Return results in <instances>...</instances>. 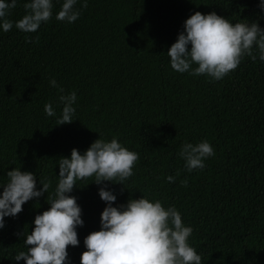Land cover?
<instances>
[{
    "label": "trees",
    "instance_id": "1",
    "mask_svg": "<svg viewBox=\"0 0 264 264\" xmlns=\"http://www.w3.org/2000/svg\"><path fill=\"white\" fill-rule=\"evenodd\" d=\"M17 0L7 19L25 14ZM71 24L53 17L36 32L0 31V182L13 167L57 183L58 159L73 148L116 137L139 159L124 185L103 182L117 196L113 206L146 196L174 205L193 228L191 245L202 264H264V62L245 57L219 81L171 69L167 50L183 21L196 11L216 12L231 22L246 19L264 28L258 0H87ZM75 91V116L56 125L60 93ZM51 102L56 116L45 114ZM208 140L215 155L203 169L187 172L179 157L185 142ZM173 176L169 182L166 177ZM186 181V183H184ZM92 178L76 182L70 195L81 208L78 246L99 230L105 203ZM2 191V189H0ZM47 193L6 217L0 229V264L27 251L35 215L47 210Z\"/></svg>",
    "mask_w": 264,
    "mask_h": 264
},
{
    "label": "clouds",
    "instance_id": "2",
    "mask_svg": "<svg viewBox=\"0 0 264 264\" xmlns=\"http://www.w3.org/2000/svg\"><path fill=\"white\" fill-rule=\"evenodd\" d=\"M58 2L56 20L71 24L78 19V0ZM16 5L17 0H0V31L7 32L15 26L24 33L36 32L53 17V0H25V14L14 23L7 16ZM86 6L87 0H82L81 7ZM257 7L264 13V0H258ZM166 54L173 71L219 81L245 57L264 62V28L256 21L240 19L233 23L214 11L206 14L196 11L183 21V30ZM49 84L60 93L58 100L62 108L56 125L71 123L75 120L76 92L63 94L64 89L55 78ZM43 110L49 117L56 116L51 102L45 103ZM178 155L190 173L203 169L205 160L215 152L205 139L183 143ZM138 159V153L116 137L106 140L99 136L83 153L73 148L70 156L58 159V179L50 196L47 179H39L37 188L32 172L21 171L20 167L7 171L6 181L0 182V229L5 226V218L15 217L29 200L47 193L49 205L47 210L35 215L31 232L22 233L27 251H19L14 261L70 264L67 248L79 245L77 228L84 223L77 199L70 193L77 181L91 177L93 183L101 185L98 196L105 207L100 213L99 230L83 239L86 250L81 253L80 264H202L201 254L190 243L193 228L183 221L174 205L164 206L159 199L142 196L113 206L117 196L103 182L124 185L133 175ZM166 179L172 182L174 177Z\"/></svg>",
    "mask_w": 264,
    "mask_h": 264
}]
</instances>
